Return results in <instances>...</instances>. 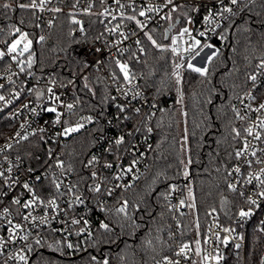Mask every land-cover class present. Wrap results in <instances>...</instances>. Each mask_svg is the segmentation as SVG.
<instances>
[{
	"label": "built area",
	"instance_id": "2783aa9c",
	"mask_svg": "<svg viewBox=\"0 0 264 264\" xmlns=\"http://www.w3.org/2000/svg\"><path fill=\"white\" fill-rule=\"evenodd\" d=\"M35 2L38 7H29L36 17L35 30L31 28L29 31L19 27L21 31H28L30 35L31 32H36L38 43L41 36L45 38L47 33L53 29L62 11L73 12L80 21L78 27L73 30V34L82 39L73 47V53L85 65V72L96 70L105 76L107 87L110 90L111 105L105 109L102 121L94 114L79 117L77 115L79 103L76 84L80 77L74 78L70 83L61 84L47 75L35 73L34 60L31 68H28L27 59L24 57H18L17 61H13L11 57L16 54H7V46L19 33L13 32L12 27L9 26V19L1 15L0 8V30H2L0 31V51L6 53L0 59V85H3V88H0V95L12 101L7 106L0 101V149L11 143L10 148L0 151V171H4L5 177L10 178L8 184L0 178V237L5 241L4 246L0 248V264H24L15 259L16 254L22 249L27 257V264H29L42 243L48 240L49 234L65 239L67 244L73 245L72 249L86 246L82 241L83 238L91 237L96 230H104L100 228L101 222L110 227L109 222L98 218L96 213L105 212L104 210L112 207H121L127 201L124 194L148 170L150 154L156 143V131L152 124L161 102L144 86L141 78L134 74L131 66V60L145 52L144 32L150 33L151 30L163 27L166 31L170 25H174L168 38L169 45H171V37L177 36L181 28L188 27L192 36L201 40L202 45L210 43L218 49V44L226 41L224 33L226 25L235 16L229 13H223V16L216 14L221 8L220 0H195V3L200 5L198 12L192 11L191 6L182 7L172 14L171 20L161 19L171 6L163 8L159 13H148L147 15L151 17L148 20L138 15L139 11L146 9L149 4L161 6L164 0H120V3L124 5L123 9L115 0H103V2L102 0H45L42 8L39 7L40 0H35ZM241 2L238 5H231L229 0H223V6L232 7L233 12L236 13ZM31 3L32 0L26 2V4ZM175 3L184 5L186 0H175ZM53 8H59L60 11L53 12L51 11ZM209 8L213 12V23L205 24L203 17L208 14ZM105 9H108L106 14ZM121 12L124 13L123 17L120 15ZM134 14L137 19L147 24L143 31L139 29L135 21L126 19L127 16ZM113 16L116 19H112ZM188 16L192 18V24L187 23ZM88 18L91 20L88 21V26H84L85 19ZM117 25L120 26L117 31H108ZM205 29H208L206 36H199L198 32L205 31ZM121 32L125 33L128 39H122ZM85 37L95 39L91 41L86 40ZM137 39L141 41L139 46L135 43ZM184 40L191 43L187 35ZM183 46L187 47V44ZM141 47L144 52L140 51ZM97 49L100 51L97 52ZM120 49L127 50L120 52ZM213 50L205 49L201 57H197L192 63L203 65L202 57ZM182 55L184 56L183 67L179 71L188 68L189 56L187 53H182ZM175 58L178 59V63L181 62L180 56H175ZM117 59L128 64L129 72L134 77L131 84L124 80L123 73L115 63ZM19 60L25 63L19 65ZM21 66L24 67L23 72L20 71ZM253 75L257 77L256 81L253 82L250 79L248 89L238 98L234 109L239 116L244 117L240 119L244 124V129L251 125L254 133L249 136L244 131L240 151L244 149L245 139L248 141L249 148L243 156L239 158L236 156L229 177V184L236 185L235 192L240 195L243 193L241 196L247 204L245 211L251 208L252 215L240 218L237 225L228 226L223 224L217 212H212L203 230L195 220L190 236L180 242L177 241L175 250L167 256L173 262L179 260L180 264H216L212 260L204 261L203 256H215L219 253L223 256L220 264H228L232 256L238 255L246 247L247 233L253 224L256 223L259 230L264 232V198L258 195L261 190H264V186L259 185L255 180L251 184L245 183L249 172L255 173L260 168H264V163H255L257 159L264 160V151H262L264 150V129L258 127L259 120L264 119V110L254 111L261 103H264V68L257 67ZM9 76L11 80L8 79ZM49 88L52 89L51 93L48 91ZM16 92L20 93L18 98H14ZM37 92L42 93L39 99ZM137 92L139 95H136ZM249 94L255 99H251ZM55 97L59 99L56 100ZM183 98V93H178L177 103L181 104ZM25 104L28 105L27 108L22 107ZM69 104L73 105L72 109L67 108ZM51 107H55L56 112L61 113L59 123H55L56 112L47 111ZM121 107L123 111H120ZM136 109L140 110L139 113L135 111ZM89 117L91 120L88 119ZM22 124L24 128H21ZM77 124H83L79 131L63 135L64 128L75 127ZM41 128L44 129L43 132L40 131ZM85 128L92 129L93 145L83 160L72 161L67 155V149L73 138ZM1 132L5 134L1 135L3 134ZM255 132L261 133V139H254ZM17 133H20V136H17ZM129 133L132 134L129 135ZM22 136H27V139H21ZM120 136H124V143L116 146L114 141ZM25 144H35L39 148V153L30 163L21 154ZM253 150L257 153L255 157L251 155ZM93 156L97 160L89 165L88 162ZM248 160L253 162L251 167L246 164ZM58 161L63 163L62 168L57 166ZM133 161H136L134 165ZM106 163H111L113 166L107 168L104 166ZM237 166L241 168L240 173L234 171ZM9 167L12 168L11 173L7 172ZM130 167L132 171L127 172L126 169ZM93 172L96 173L95 177L92 176ZM37 177L40 179L37 180ZM261 179H264V176ZM12 180L18 183L12 184ZM25 182L30 185L35 195L44 201V204L37 203L29 209L21 207L32 197V193L22 187ZM55 183L60 184L59 189L55 187ZM96 184L101 185L99 193L91 190ZM185 188L175 187L169 195V205L176 216L185 215L191 209L194 211V207L188 206L194 203L193 189H189L190 197L186 195ZM109 190H111V195L108 194ZM77 196L82 202L75 200ZM187 196L192 200H189ZM15 197L20 198L21 205L12 203ZM247 197L255 199L257 205H250ZM51 199H55L58 205L56 209L46 207ZM181 200L185 202L184 205L180 204ZM128 206L127 201V208ZM4 208L9 209L7 214L4 213ZM29 213L35 217H43L47 214L49 222L42 225L39 220L32 221L31 217L25 221L23 217ZM74 219L79 223L73 224ZM9 221L12 224L22 225L14 241L8 239ZM225 228L230 231L224 232ZM81 229L84 231L81 232ZM180 231L181 229H178L176 235L180 236ZM25 234L28 235L27 241L20 239ZM225 237L228 240L227 244L223 242ZM37 239L41 241L39 245L35 243ZM197 240L200 242V255H196ZM183 244H188L190 247L187 257L176 255ZM28 245H31V251ZM236 245L240 247L237 248ZM159 264H166L164 258L159 261Z\"/></svg>",
	"mask_w": 264,
	"mask_h": 264
},
{
	"label": "trees",
	"instance_id": "16d2710c",
	"mask_svg": "<svg viewBox=\"0 0 264 264\" xmlns=\"http://www.w3.org/2000/svg\"><path fill=\"white\" fill-rule=\"evenodd\" d=\"M0 1L12 5L9 9L0 7L10 27L35 30L33 11L19 7L27 0ZM74 19L79 21L73 12L62 11L53 29L38 43L37 33L31 32L35 73L61 84L80 77L76 84L77 115L94 114L101 119L111 105L110 90L105 76L96 70L85 72V65L75 57L73 47L82 39L73 34L79 25ZM90 20L85 19L84 26ZM224 33L226 41L218 44L219 53L207 65V76L185 68L180 71L179 83L173 75L178 59L171 51L153 47L146 37L145 52L133 58L131 66L161 103L152 124L156 143L149 168L124 194L129 204L127 215L117 212L116 207L96 213L109 222L110 230H96L91 237L83 238L85 248H69L65 239L49 234L29 264H103L105 260L108 264H157L173 253L177 241L190 236L195 220L203 230L210 214L217 212L224 225L238 224L239 212L247 204L229 188L230 170L244 139V124L234 105L264 58V0H243ZM150 34L158 44L169 45L165 27ZM180 92L184 98L178 104L176 96ZM233 129L240 132L239 137ZM92 145V129L85 128L73 138L67 155L72 161H81ZM22 149L28 163L39 153L35 144H25ZM173 186H186V195L193 189L194 211L176 216L169 205ZM178 229L180 236L176 235ZM247 234L246 247L228 264H264V232L255 223Z\"/></svg>",
	"mask_w": 264,
	"mask_h": 264
},
{
	"label": "snow or ice",
	"instance_id": "6c2138e0",
	"mask_svg": "<svg viewBox=\"0 0 264 264\" xmlns=\"http://www.w3.org/2000/svg\"><path fill=\"white\" fill-rule=\"evenodd\" d=\"M102 2H103V0H102ZM115 2L120 6L121 9H123L124 5L120 3V0H115ZM229 2H230L231 5H238L241 2V0H229ZM44 3H45V0H40L39 7L42 8ZM220 4H221V8H220V11L216 13L217 15L223 16V13H229V14H232V15L236 14V13L233 12L232 7L223 6V0H220ZM169 6H171V7L169 8ZM189 6H191V10L192 11L198 12L199 9H200V5L196 4L195 0H186V3L184 5L176 4L175 0H164L163 5H161V6H153V5L149 4L146 9L139 11L138 15L140 17H145V19L148 20V19H151V17H149L147 15L148 13H152V12L159 13L163 8H169V11L164 16H162L161 19L171 20L172 19V14L177 12L178 9H180L182 7L183 8H187ZM0 7H3L4 9H9V8L12 7V5H10L9 3H4L3 5H0ZM19 7L20 8H28V7L36 8V7H38V5L36 4L35 0H32L31 4H21V5H19ZM245 7H247V5H245ZM51 11L59 12L60 9L59 8H53V9H51ZM133 11L135 12V9H133ZM106 13H108V9H105V14ZM120 15H121V17H123L124 13L121 12ZM185 15L187 16V12H185ZM112 19H116V17L113 16ZM126 19L130 20V21H135L136 25L139 27V29L141 31H143L144 28L147 27V24L142 22L140 19H137V16L135 14L127 16ZM203 21L205 22V24L213 23V12H212L211 8H209L208 14L203 17ZM73 22L77 23V24L80 23V21L75 20V19L73 20ZM21 23H23V21H21ZM187 23L188 24H192L193 23V20H192V18L190 16H188ZM49 25H51V21H49ZM217 26H219V25H217ZM11 27H12L13 32L19 33V36H18L17 39L13 40L11 44H8V46H7V54L15 53L16 55H13L11 58H12L13 61H17L18 57H22L24 55V53L28 52L29 56H28V60H27V66H28V68H31L32 63H33V59H32V54L30 52V49H31V46H32L33 42H32V40H30L28 38V33L21 31V29L19 27H15V26H11ZM119 27L120 26L117 25L116 27H114L112 29H108V31L115 32V31H117L119 29ZM172 27H174V25H170L169 29H167L165 31V34H164L165 35V39L169 38L168 33L171 31ZM0 31H2V30H0ZM81 31H83V29H81ZM207 31H208V29H205V31H200V32H198V35L201 36V37H204V36H206ZM213 31H214V29H213ZM120 35H121L122 39H124V40L128 39V36L125 33L121 32ZM133 35H135V33H133ZM144 35L147 37L148 41L151 42L152 46L155 47L156 49L160 50L161 52L171 51V53H172V55L174 57L175 56H180L181 62L180 63H174V70H173V75L176 76L177 83L180 82V71L179 70L183 67L184 56L182 55V53H187L188 56H189L188 63H187L188 69H191L193 72L199 73L201 76H207V74H208L207 65L211 64L213 59H214V57L219 53V49H215L214 45H212L210 43H204L202 45L201 44V40L197 39L195 36H192V32L190 31V29L188 27L181 28L179 30V33H178L177 36H172L171 37V45L158 44L157 41L153 38V36L149 32H144ZM186 35L190 38L191 43H188V41L184 40V37ZM39 39H40V41H43L44 37L41 36ZM221 39H223V36H221ZM117 43H120V41H117ZM135 43L139 46L141 41L139 39H137L135 41ZM184 44H187V47H184L183 46ZM21 45H23V46L21 47ZM197 49H199V50L197 51ZM205 49H214V50L211 52V54H205L202 57V60H203V65L202 66H197V65L193 64L192 61L195 60L197 57H201V54L204 53ZM126 50L127 49H120L119 51L123 52V51H126ZM96 51L99 52L100 49H97ZM140 51L144 52V49L141 47ZM5 55H6L5 52L0 51V59H2ZM24 63H25V61H23V60H19L18 61L19 65H23ZM115 63L120 68V71L123 73L124 80L127 81L129 84H131L132 79L134 77H132L130 72H129L128 64L127 63H122L119 59H117L115 61ZM258 67L259 68H264V61H261V63L258 65ZM20 71L21 72L24 71V67L23 66L20 67ZM8 79L11 80V76H9ZM250 79L253 82H255L257 77L255 75H253V76L250 77ZM85 86H87V85H85ZM0 88H3V85H0ZM48 91H49V93H51L52 89L49 88ZM19 95H20V93L16 92L14 94V98H18ZM41 95H42V93L37 92V98L38 99H39V97ZM125 95H127V93H125ZM136 95H139V93L137 92ZM249 96H250L251 99H255V97L251 96V94H249ZM55 99L58 100L59 97H55ZM0 101H3L5 106H7V105L12 103L11 100L6 99L5 96H3V95H0ZM22 107L23 108H27L28 105L25 104ZM67 108L68 109H72L73 105L69 104V105H67ZM262 110H264V103H261L258 108L254 109V111H256V112H260ZM33 111H35V110L33 109ZM47 111L56 112V108L55 107H51V108H48ZM120 111H123V107L120 108ZM135 111L137 113H139L140 110L136 109ZM60 116H61V113L56 112V121H55V123H59L60 122ZM237 116H238L239 119H244V117L239 116L238 112H237ZM88 119L91 120V117H89ZM82 127H83V124H77L75 127H66L63 130V135H68L69 133L79 131V129L82 128ZM258 127L261 128V129H264V119L259 120ZM21 128H24L23 124L21 125ZM40 131L43 132L44 129L41 128ZM149 131H151V129H149ZM233 131L235 132L237 137L240 136V132L238 130L233 129ZM244 131L247 132V134L249 136H252L253 133H254L253 126L250 125L246 129H244ZM131 134L132 133H129V135H131ZM16 135L20 136V133H17ZM20 138L21 139H27V136H22ZM254 139H256V140L261 139V133L260 132H255ZM114 143H115L116 146L122 145L124 143V136L118 137L114 141ZM10 147H11V143L6 144L4 146V148L0 149V151H4V149L10 148ZM248 148H249V144H248V141L245 139L243 151L238 150L236 152V156L238 158L243 156L244 152L247 151ZM262 151H264V150H262ZM251 155L253 157H255L257 155L256 151L253 150L251 152ZM96 160H97V158L95 156H93L92 159L89 160L88 164L91 165L94 162H96ZM135 163H136V161H133V165ZM252 163L253 162L251 160L246 161V164L249 167L252 166ZM255 163L261 164V163H264V160L257 159L255 161ZM57 166L62 168L63 167V163L58 161L57 162ZM104 166L107 167V168H111L113 165L111 163H106ZM11 171H12V168L9 167L7 169V172L11 173ZM29 171H32V170L29 169ZM126 171L127 172H131L132 171L131 167L126 169ZM234 171L237 172V173H240L241 172V168L239 166H237L234 169ZM92 176L95 177L96 173L93 172ZM185 176H187V171H185ZM262 176H264V168H260L259 171L255 172V173L249 172L245 183L251 184L253 182V180H255V181L258 182L259 185L264 186V179H261ZM0 178H2L4 180L5 184H8V180L10 179L9 177H5L4 171H0ZM117 178H119V177H117ZM36 179L39 180L40 177H37ZM16 183H18V181L12 180V184H16ZM8 186L11 187V185H8ZM22 187L24 189H26L29 193H32L31 199L25 201L21 205L20 198L19 197H15V198L12 199V203L13 204L21 205V207L24 208V209L33 208L35 205H37V203L44 204V201L40 200V198L35 195V193L33 192V189L30 187V185L27 182L23 183ZM55 187L57 189H59L60 188V184L59 183H55ZM229 188L232 189L233 191H235L236 190V185L235 184H229ZM91 190L96 192V193H99L101 191V185L100 184H96L94 187H92ZM172 190L173 191L175 190V186H173ZM69 191H71V189H69ZM108 194L111 195V190H109ZM4 195H7V193H4ZM241 195H243V193H241ZM258 195L260 197L264 198V190H261L258 193ZM189 196L191 197V191H189ZM246 199H247V202L250 205H257V201L255 199H252L251 197H247ZM75 200L78 201V202H82L80 200L79 196L75 197ZM184 203L185 202L183 200L180 201L181 205H184ZM188 206L189 207H194L195 205L193 203V204H189ZM46 207H51L53 209H56L58 207V205L56 204L55 199H51V200H49L47 202ZM126 209H127V201H125L124 204L117 209V212L124 213L125 215H127ZM3 211H4L5 214H7L9 212V209L8 208H4ZM250 215H252V209L251 208H249L247 211H245L244 209H241L240 212H239V216L241 218H245V217H248ZM30 217H31L32 221L39 220V223L42 224V225L49 222L47 214H45V216H43V217H35V216H31V213H29L28 215H25L23 217V219L25 221H28ZM72 223L73 224H77V223H79V221L74 219V220H72ZM9 225H10V227H9V237H8V239L10 241H14L16 239L17 232L22 229V225L19 224V223L12 224L11 221H9ZM100 228L104 229L105 231H109L110 230L109 229V225L104 223V222L100 223ZM83 231H84V229H81V232H83ZM223 231L224 232H229L230 229L225 228V229H223ZM20 239L24 240V241H27L28 240V235L25 234V235L21 236ZM217 239L218 240L220 239L219 236H217ZM205 242L207 243V241H205ZM223 242L225 244H227V242H228L227 237L224 238ZM4 243H5V241L3 240L2 237H0V248H2L4 246ZM35 243L37 245H39L41 243V241L39 239H37L35 241ZM27 247H28L29 251H31V245H28ZM68 247L72 248L73 245L72 244H68ZM236 247L239 248L240 245H236ZM188 251H190L189 245L188 244H183L179 248V251L176 253V255L177 256L184 255L185 257H187V252ZM200 254H201L200 242H199V240H197L196 241V255H200ZM15 259H17L18 261L24 262V264H27V257L23 254V249L16 254ZM95 259H96L95 257H92L93 261H95ZM222 259H223V256L220 255L219 253L217 255H215V256H210V255L203 256V260L204 261L212 260V261H215L216 264H220V261ZM164 260H165L166 264H180L179 260L173 262L172 260L168 259L167 257H165ZM103 264H108V261L105 260L103 262ZM157 264H159V262H157Z\"/></svg>",
	"mask_w": 264,
	"mask_h": 264
},
{
	"label": "rangeland",
	"instance_id": "374dc122",
	"mask_svg": "<svg viewBox=\"0 0 264 264\" xmlns=\"http://www.w3.org/2000/svg\"><path fill=\"white\" fill-rule=\"evenodd\" d=\"M4 2L3 1H0V5H2ZM23 32H26V33H28V38L30 39V40H32V46H31V49H30V52H31V54H32V59L34 58V47H35V41H34V38L32 37V35H30L29 34V32L28 31H23ZM18 36H19V34L16 36V38L15 39H17L18 38ZM14 39V40H15ZM40 42V41H39ZM21 46H23V45H21ZM212 52V51H211ZM211 52L209 53V54H211ZM28 56H29V53L28 52H26V53H24V55L22 56V57H24V58H26L27 60H28ZM195 65H197V66H202V65H198V64H195ZM187 195H189V193H187ZM187 198H188V196H187ZM189 200H192L191 198H188Z\"/></svg>",
	"mask_w": 264,
	"mask_h": 264
},
{
	"label": "water",
	"instance_id": "95a60500",
	"mask_svg": "<svg viewBox=\"0 0 264 264\" xmlns=\"http://www.w3.org/2000/svg\"><path fill=\"white\" fill-rule=\"evenodd\" d=\"M173 28V27H172ZM169 29V28H168ZM170 35V32L168 33V36ZM168 40V39H167Z\"/></svg>",
	"mask_w": 264,
	"mask_h": 264
}]
</instances>
